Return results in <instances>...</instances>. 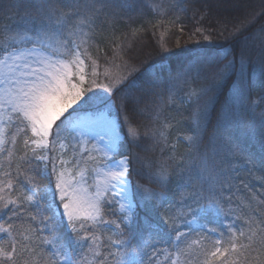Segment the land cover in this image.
<instances>
[{"label": "trees", "instance_id": "obj_1", "mask_svg": "<svg viewBox=\"0 0 264 264\" xmlns=\"http://www.w3.org/2000/svg\"><path fill=\"white\" fill-rule=\"evenodd\" d=\"M74 42L86 100L54 123L49 160L21 114L0 148V264H264V0H0V51L71 58ZM102 108L133 219L108 194L99 223L71 228L51 189L60 143Z\"/></svg>", "mask_w": 264, "mask_h": 264}, {"label": "rangeland", "instance_id": "obj_2", "mask_svg": "<svg viewBox=\"0 0 264 264\" xmlns=\"http://www.w3.org/2000/svg\"><path fill=\"white\" fill-rule=\"evenodd\" d=\"M51 44L65 51L57 39ZM73 49L71 58L38 46L0 51V148L12 117L21 114L36 137L32 143L41 152L40 159L49 160V138L54 123L67 112L79 109L86 100L87 62L76 42ZM104 97L97 103H102ZM11 98L21 103L9 106ZM186 101L189 103L193 98ZM70 132L69 138L60 143V166L51 188L64 200L60 208L56 207L57 214L71 228L82 218L99 223L102 203L112 194L118 212L130 224L136 203L128 175L129 158L118 156L125 138L119 118L108 108L87 111L72 121ZM121 160H125L127 179L122 183L110 174ZM120 190L125 192L124 199L118 194Z\"/></svg>", "mask_w": 264, "mask_h": 264}, {"label": "bare ground", "instance_id": "obj_3", "mask_svg": "<svg viewBox=\"0 0 264 264\" xmlns=\"http://www.w3.org/2000/svg\"><path fill=\"white\" fill-rule=\"evenodd\" d=\"M20 103H21V101L19 99H17V98H11L10 101H9V103H8V105L9 106H17ZM118 140H119L118 137H116V139H115L116 145L118 143ZM124 161L125 160H121L120 164L119 165L117 164L116 166H114L113 167V171L110 173L111 176H113L114 178L120 180L121 183L123 181L126 182V180H127L126 179V166L124 164ZM118 194L122 197V199H124L125 192H123L122 190H120L118 192Z\"/></svg>", "mask_w": 264, "mask_h": 264}]
</instances>
